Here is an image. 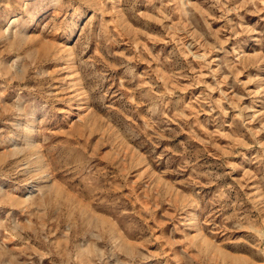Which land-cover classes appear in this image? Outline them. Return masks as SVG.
<instances>
[{"label":"rangeland","instance_id":"1","mask_svg":"<svg viewBox=\"0 0 264 264\" xmlns=\"http://www.w3.org/2000/svg\"><path fill=\"white\" fill-rule=\"evenodd\" d=\"M0 264H264V0H0Z\"/></svg>","mask_w":264,"mask_h":264},{"label":"bare ground","instance_id":"2","mask_svg":"<svg viewBox=\"0 0 264 264\" xmlns=\"http://www.w3.org/2000/svg\"><path fill=\"white\" fill-rule=\"evenodd\" d=\"M50 174H48V176H49Z\"/></svg>","mask_w":264,"mask_h":264}]
</instances>
